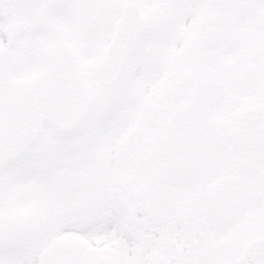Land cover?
<instances>
[{"label":"snow or ice","instance_id":"1","mask_svg":"<svg viewBox=\"0 0 264 264\" xmlns=\"http://www.w3.org/2000/svg\"><path fill=\"white\" fill-rule=\"evenodd\" d=\"M0 264H264V0H0Z\"/></svg>","mask_w":264,"mask_h":264}]
</instances>
